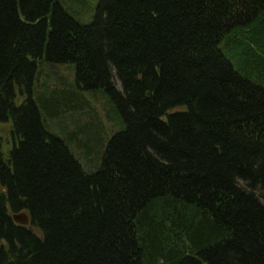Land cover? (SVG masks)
I'll use <instances>...</instances> for the list:
<instances>
[{
  "label": "trees",
  "instance_id": "1",
  "mask_svg": "<svg viewBox=\"0 0 264 264\" xmlns=\"http://www.w3.org/2000/svg\"><path fill=\"white\" fill-rule=\"evenodd\" d=\"M251 28L264 68V0H99L88 24L0 0V264H264V87L220 50ZM41 60L74 64L124 124L96 172L45 127Z\"/></svg>",
  "mask_w": 264,
  "mask_h": 264
},
{
  "label": "rangeland",
  "instance_id": "2",
  "mask_svg": "<svg viewBox=\"0 0 264 264\" xmlns=\"http://www.w3.org/2000/svg\"><path fill=\"white\" fill-rule=\"evenodd\" d=\"M66 10L82 24L90 23L99 0H59ZM253 29L236 30L223 40L220 50L232 62L234 68L245 78L264 87V68L253 59H247L250 51L244 49L249 43ZM258 52H264L258 47ZM264 57V56H263ZM75 65L50 63L41 60L34 79L33 98L42 113L45 127L64 140L75 157L88 172H96L111 136L123 129L124 124L105 90L80 91L76 86ZM16 102L25 95L18 91ZM10 123L0 122V136L4 151L12 148Z\"/></svg>",
  "mask_w": 264,
  "mask_h": 264
},
{
  "label": "water",
  "instance_id": "3",
  "mask_svg": "<svg viewBox=\"0 0 264 264\" xmlns=\"http://www.w3.org/2000/svg\"><path fill=\"white\" fill-rule=\"evenodd\" d=\"M13 219L18 224L29 225V217H28V215L26 213L13 215Z\"/></svg>",
  "mask_w": 264,
  "mask_h": 264
}]
</instances>
